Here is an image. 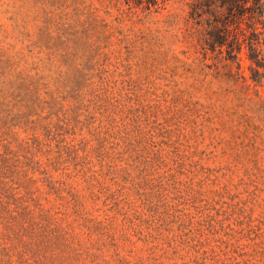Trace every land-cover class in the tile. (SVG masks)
Instances as JSON below:
<instances>
[{"label":"rangeland","instance_id":"374dc122","mask_svg":"<svg viewBox=\"0 0 264 264\" xmlns=\"http://www.w3.org/2000/svg\"><path fill=\"white\" fill-rule=\"evenodd\" d=\"M105 6L0 0V264H264V153L260 171L240 157L180 44L137 40ZM247 67L219 66L264 100Z\"/></svg>","mask_w":264,"mask_h":264},{"label":"trees","instance_id":"16d2710c","mask_svg":"<svg viewBox=\"0 0 264 264\" xmlns=\"http://www.w3.org/2000/svg\"><path fill=\"white\" fill-rule=\"evenodd\" d=\"M104 1L105 14L114 16L118 29L129 24L126 31L137 40L157 47L180 44L184 59L176 55L171 59L192 80L194 89L213 100L225 118L224 127L241 150L240 157H248L254 169L260 171L264 100L257 90L250 95V86L243 84L247 81L244 76L238 72L224 76L219 66L236 64L239 70L240 62L246 60L248 80L255 86L264 85V0H182L186 7L184 16L168 14L159 20L150 18L173 0ZM169 51L167 48L161 54L167 56ZM223 76L226 84L221 85ZM214 84L219 86L212 89ZM17 209V218L25 220L30 214L27 207ZM151 209L156 213L157 207L152 205ZM177 218L181 221V217ZM195 230L214 231L213 220H202Z\"/></svg>","mask_w":264,"mask_h":264}]
</instances>
